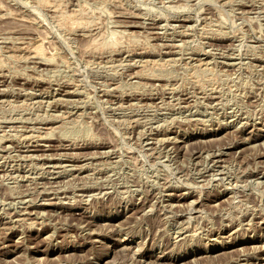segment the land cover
Returning a JSON list of instances; mask_svg holds the SVG:
<instances>
[{
  "label": "rangeland",
  "instance_id": "rangeland-1",
  "mask_svg": "<svg viewBox=\"0 0 264 264\" xmlns=\"http://www.w3.org/2000/svg\"><path fill=\"white\" fill-rule=\"evenodd\" d=\"M0 264H264V0H0Z\"/></svg>",
  "mask_w": 264,
  "mask_h": 264
},
{
  "label": "bare ground",
  "instance_id": "bare-ground-1",
  "mask_svg": "<svg viewBox=\"0 0 264 264\" xmlns=\"http://www.w3.org/2000/svg\"><path fill=\"white\" fill-rule=\"evenodd\" d=\"M48 61V60H47ZM157 79V78H156ZM48 134V133H47ZM46 135V134H45Z\"/></svg>",
  "mask_w": 264,
  "mask_h": 264
}]
</instances>
